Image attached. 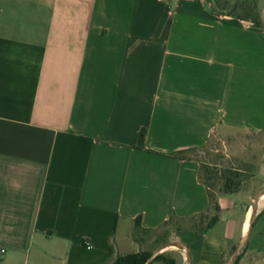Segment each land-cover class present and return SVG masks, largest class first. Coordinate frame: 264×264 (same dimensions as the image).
I'll return each mask as SVG.
<instances>
[{"label": "crops", "instance_id": "1", "mask_svg": "<svg viewBox=\"0 0 264 264\" xmlns=\"http://www.w3.org/2000/svg\"><path fill=\"white\" fill-rule=\"evenodd\" d=\"M215 131L264 132V26L202 0H0V264H107L207 213L192 151ZM246 194L152 258L229 264L244 239L237 264H264Z\"/></svg>", "mask_w": 264, "mask_h": 264}, {"label": "rangeland", "instance_id": "2", "mask_svg": "<svg viewBox=\"0 0 264 264\" xmlns=\"http://www.w3.org/2000/svg\"><path fill=\"white\" fill-rule=\"evenodd\" d=\"M210 8L226 14L232 11L235 5L242 0H202ZM255 3L260 17L261 26H264V0H247ZM244 10L236 8L235 13L243 14ZM200 160L203 167L201 176L207 184L211 206L210 210L202 215L190 219L172 218L159 228L144 231L136 227L132 237L142 250L152 254L166 246L170 233L173 230L190 226L196 229L204 228L214 216V204L218 194L224 190H244L250 210L257 212L258 195L264 190V183L255 176L259 158L264 154V132H231L215 131L208 143L192 151ZM248 206V205H247ZM152 254L150 258H152ZM163 256H169L164 253Z\"/></svg>", "mask_w": 264, "mask_h": 264}, {"label": "trees", "instance_id": "3", "mask_svg": "<svg viewBox=\"0 0 264 264\" xmlns=\"http://www.w3.org/2000/svg\"><path fill=\"white\" fill-rule=\"evenodd\" d=\"M236 8H241L242 10H244L243 11L244 13L243 14L235 13ZM211 9L213 11H215L217 14H223V13L215 10L212 7H211ZM225 15L232 16V17L242 19V20H247V21H250L252 23H255V24L261 26L260 17L256 11L254 2L242 0L238 5H235V7L232 11L226 13ZM202 167H203V165H202V163H200V175H199V177L206 184V182L204 181V179L201 176ZM206 186H207V184H206ZM233 191H236V190L235 189L224 190L222 192H233ZM208 193H209V190H208ZM209 196H210V193H209ZM210 206H211V198H210ZM218 208L219 207H218V204L216 202L214 204V211H217ZM216 219H217V215L214 214V216L211 218L210 222L206 226H210L212 223H214L216 221ZM234 249H233V251H234ZM151 254L152 253L150 251H146V250L133 251V252L125 253V254H113L112 249H110L107 264H145L147 262L148 258L151 256ZM238 258H239V253H237L231 259V264H237ZM159 259H162L165 262V264H173L174 263L172 257L163 256L162 253H159V254H156L150 261H148L147 264H150L153 260H159Z\"/></svg>", "mask_w": 264, "mask_h": 264}, {"label": "water", "instance_id": "4", "mask_svg": "<svg viewBox=\"0 0 264 264\" xmlns=\"http://www.w3.org/2000/svg\"><path fill=\"white\" fill-rule=\"evenodd\" d=\"M263 193H264V190H262V191L259 193V195H260V194H263ZM254 216H255V208L253 209V213L251 214L250 219H249L248 230L250 229V226H251V224H252V221H253ZM243 243H244V239L241 240V241L238 243V245L235 247L234 251L232 252L231 259H232V258H233V257L239 252V250L241 249ZM150 260H151V258L149 257L148 260H147V262H146L145 264H147L148 261H150ZM229 264H231V262H230Z\"/></svg>", "mask_w": 264, "mask_h": 264}, {"label": "built area", "instance_id": "5", "mask_svg": "<svg viewBox=\"0 0 264 264\" xmlns=\"http://www.w3.org/2000/svg\"><path fill=\"white\" fill-rule=\"evenodd\" d=\"M89 244H86V247H89ZM5 252V249L3 247H0V256Z\"/></svg>", "mask_w": 264, "mask_h": 264}, {"label": "bare ground", "instance_id": "6", "mask_svg": "<svg viewBox=\"0 0 264 264\" xmlns=\"http://www.w3.org/2000/svg\"><path fill=\"white\" fill-rule=\"evenodd\" d=\"M247 223V222H246ZM246 225H248V223L246 224ZM247 227V226H246Z\"/></svg>", "mask_w": 264, "mask_h": 264}]
</instances>
